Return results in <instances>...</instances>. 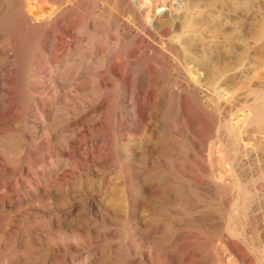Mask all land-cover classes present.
<instances>
[{"label":"rangeland","instance_id":"rangeland-1","mask_svg":"<svg viewBox=\"0 0 264 264\" xmlns=\"http://www.w3.org/2000/svg\"><path fill=\"white\" fill-rule=\"evenodd\" d=\"M0 1V264H264V0Z\"/></svg>","mask_w":264,"mask_h":264},{"label":"bare ground","instance_id":"bare-ground-1","mask_svg":"<svg viewBox=\"0 0 264 264\" xmlns=\"http://www.w3.org/2000/svg\"><path fill=\"white\" fill-rule=\"evenodd\" d=\"M1 2V1H0ZM3 2H9V0H4ZM10 3V2H9ZM6 5V4H5ZM196 6V4H192L191 5V9H193ZM3 10V9H2ZM194 10V9H193ZM4 13V12H3ZM2 13V14H3ZM197 23V21H196ZM195 25V24H194ZM167 54V53H166ZM173 54V53H172ZM173 56V55H172ZM175 56V55H174ZM177 58V57H176ZM245 58V54L244 53H240L238 55V58L236 60V64L240 65L242 64V62L244 61ZM170 61V60H169ZM166 62V60H165ZM158 66V65H157ZM232 65H230L229 63H222V64H216L213 66H210V71H208L209 73L207 74L206 77V81L204 83L201 84V87L195 88L194 92L196 94L199 90L201 91V93L203 92L202 88H209V87H214L221 78H223V76L225 75V73H227L230 69H231ZM263 68V67H262ZM259 70V69H258ZM175 71V70H174ZM190 72V71H189ZM182 77V76H181ZM256 78H259V75L256 74L255 76H253L252 81ZM183 79V78H182ZM188 79V78H187ZM187 81V80H186ZM190 82V81H189ZM188 82V83H189ZM195 83V82H194ZM230 84V83H229ZM183 85V84H182ZM202 89V90H201ZM213 90V89H212ZM237 91V90H236ZM238 92H239V97L237 95V98L235 99L236 101L234 102V104H238L241 111L246 110L247 111V116H245V114L241 115V119H237L235 124L232 123H228L229 125H224V128H228L225 129L227 130L229 133L225 132L228 134L227 138H229V147H227V151H228V161L231 164V169L233 170V173L235 172L234 169H236L237 167L241 166L242 162H243V154L245 153L244 150L247 148L245 144H243V134L249 132L248 127L250 125H253L254 127H256L257 129H261L264 126V88L262 87L261 82H256L253 83L251 81H249L248 83L245 81L244 83H242L241 87H238ZM200 93V95H201ZM204 93V92H203ZM224 93V92H223ZM207 94V93H205ZM225 96V95H224ZM199 97V96H198ZM227 99V98H225ZM203 101V100H202ZM214 101V100H213ZM186 102L184 101V106H186ZM225 104V103H224ZM237 106V105H236ZM214 107V106H213ZM215 108V107H214ZM223 108V107H222ZM230 108V107H229ZM227 108V109H229ZM234 108V107H233ZM236 109V108H235ZM212 110H216L213 109ZM226 110V109H225ZM231 110V108L229 109ZM220 111V109H219ZM232 111V110H231ZM216 112H218L216 110ZM215 112V113H216ZM213 113V114H215ZM225 113V111H224ZM222 114V113H221ZM228 114V113H227ZM241 114V112H240ZM226 115V114H225ZM224 115V116H225ZM232 115V114H231ZM185 116V115H184ZM230 116V114H229ZM226 119L228 116H225ZM224 118V117H223ZM230 119V118H229ZM222 120V119H221ZM224 120V119H223ZM222 120V121H223ZM231 120V119H230ZM233 120V119H232ZM233 122V121H231ZM223 123V122H222ZM234 123V122H233ZM223 126V125H222ZM210 127V126H209ZM217 128V127H216ZM215 128V129H216ZM222 128V127H221ZM216 131V130H215ZM223 134V133H222ZM226 134V135H227ZM244 134V135H245ZM257 136V135H256ZM227 144V145H228ZM226 145V146H227ZM246 154V153H245ZM242 174V172H240ZM228 175V174H227ZM239 174H234L233 177L236 179H234L233 181V186L234 188H236V193L234 192L233 196V208L235 209V212L233 213V208H231V212H230V218H229V226H234L236 224L235 221V217L234 216H238L241 215L242 217L244 216H248L250 215L251 209H252V199L253 196L255 195L253 193L252 188H249L247 186V181H244L241 175ZM247 180V179H246ZM227 185V184H226ZM224 187V186H223ZM259 187L261 188L260 185H258V187H255V189H259ZM264 187V186H263ZM217 188V187H216ZM218 189V188H217ZM233 189V187H232ZM264 189V188H263ZM261 188V190H263ZM202 190V189H201ZM204 190V189H203ZM206 191V190H205ZM208 191V190H207ZM212 191V190H209ZM208 191V192H209ZM214 193V192H213ZM218 195V194H217ZM190 196V195H188ZM219 196V195H218ZM229 197V196H228ZM227 199V198H226ZM230 199H228L229 201ZM226 202V201H225ZM230 202V201H229ZM227 205V204H226ZM261 207V206H260ZM164 211H162L163 213ZM203 213V212H202ZM229 217V216H228ZM257 217V216H256ZM238 218V217H236ZM241 218V217H240ZM252 218V216H251ZM261 219V218H260ZM255 222V219H254ZM252 224V223H251ZM217 225V223H216ZM243 225V224H242ZM227 226V225H226ZM225 226V227H226ZM213 227V226H212ZM215 227V226H214ZM254 228V225L252 226ZM211 228V227H210ZM217 228V226H216ZM259 228V227H258ZM213 229V228H212ZM248 237V236H247ZM263 238V237H262ZM240 240V239H239ZM231 241V240H230ZM247 241V239H246ZM255 243V242H254ZM256 246V244H255ZM257 251V250H256ZM261 259L264 263V256H261Z\"/></svg>","mask_w":264,"mask_h":264}]
</instances>
